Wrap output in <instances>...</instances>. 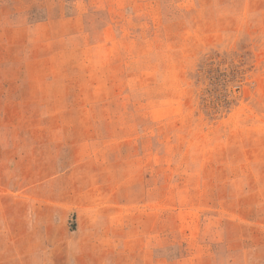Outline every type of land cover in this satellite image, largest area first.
Instances as JSON below:
<instances>
[{"label": "rangeland", "instance_id": "1", "mask_svg": "<svg viewBox=\"0 0 264 264\" xmlns=\"http://www.w3.org/2000/svg\"><path fill=\"white\" fill-rule=\"evenodd\" d=\"M0 264H264V0H0Z\"/></svg>", "mask_w": 264, "mask_h": 264}]
</instances>
